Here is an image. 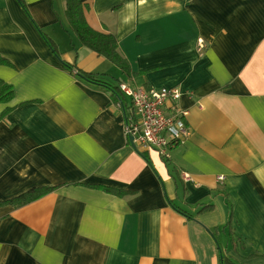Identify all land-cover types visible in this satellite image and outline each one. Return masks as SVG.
I'll use <instances>...</instances> for the list:
<instances>
[{"label": "crops", "instance_id": "crops-1", "mask_svg": "<svg viewBox=\"0 0 264 264\" xmlns=\"http://www.w3.org/2000/svg\"><path fill=\"white\" fill-rule=\"evenodd\" d=\"M64 9L0 0L13 91L0 103V203L54 187L0 205V264H221V249L264 264V0H90L85 20L115 37L125 72L79 44ZM74 72L178 90L165 111L187 112V139L168 160L133 148L130 98Z\"/></svg>", "mask_w": 264, "mask_h": 264}, {"label": "built area", "instance_id": "built-area-1", "mask_svg": "<svg viewBox=\"0 0 264 264\" xmlns=\"http://www.w3.org/2000/svg\"><path fill=\"white\" fill-rule=\"evenodd\" d=\"M118 90L131 100L132 115L125 117L124 124L126 136L132 138L135 148L153 149L168 160L171 149L182 144L189 134L185 110L165 111L167 103L175 104L179 100L178 90L162 89L153 92L122 83L118 85ZM183 177L188 178L186 174Z\"/></svg>", "mask_w": 264, "mask_h": 264}, {"label": "trees", "instance_id": "trees-1", "mask_svg": "<svg viewBox=\"0 0 264 264\" xmlns=\"http://www.w3.org/2000/svg\"><path fill=\"white\" fill-rule=\"evenodd\" d=\"M89 1L90 0H64V5H65L64 18L68 24L70 32L74 35V37L77 39V41L81 46L91 50L97 56L105 58L107 61L117 66L122 72H125V70L128 68V63L120 54L115 37L111 34H103L96 32L88 26L85 20V11L88 9ZM25 12L27 13L26 9ZM46 41L48 42V46L50 47V50L55 51L50 41L48 39H46ZM0 65H9V62L5 58L0 56ZM63 65L67 69L73 70L72 66L64 62ZM74 73L75 76L77 74L79 78H82L87 82L105 86L111 89L113 93L119 94L117 85L121 83L117 84L115 87H111L104 83L98 82V80L94 77V74H89L84 72H74ZM12 96H13L12 87L9 84L0 80V103H5L10 101ZM129 113L131 116L132 111H129ZM53 189L54 187L33 188L4 203H10L13 204L14 206H22L41 198L42 196L51 192ZM108 190L114 191L110 189ZM114 192L120 194L118 191H114ZM4 203L1 202L0 205H3ZM231 221H232V215L231 213H229L228 221H227L228 227L231 226L232 224ZM232 241L234 242V249L236 252L239 249L245 250V246L241 240L237 238L236 239L232 238ZM220 251H221L220 252L221 264H237L236 262H234V260L231 257L225 255L222 249Z\"/></svg>", "mask_w": 264, "mask_h": 264}, {"label": "water", "instance_id": "water-1", "mask_svg": "<svg viewBox=\"0 0 264 264\" xmlns=\"http://www.w3.org/2000/svg\"><path fill=\"white\" fill-rule=\"evenodd\" d=\"M129 141H130L131 145L133 146V148H135V146H134V144L132 142V138H130Z\"/></svg>", "mask_w": 264, "mask_h": 264}]
</instances>
